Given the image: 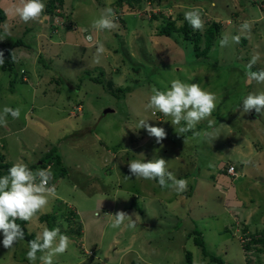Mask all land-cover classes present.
<instances>
[{
    "label": "rangeland",
    "instance_id": "374dc122",
    "mask_svg": "<svg viewBox=\"0 0 264 264\" xmlns=\"http://www.w3.org/2000/svg\"><path fill=\"white\" fill-rule=\"evenodd\" d=\"M50 1L44 0L45 9ZM17 3L0 0V114L5 107L21 110L19 118L8 114L6 125L0 123V154L13 166L23 152V163L31 166L57 150L65 172L55 181V195L26 224L35 237L45 227H58L70 238L53 264H185L186 253L192 264H217L193 243L194 230L210 257L224 264H264V245L257 247L263 252L243 248L264 231V113L242 111L249 93L264 91V83L246 77L253 54L259 58L251 70L264 69V0H131L122 7L118 0H62L28 23L15 14ZM106 7L115 9L116 27L97 31L92 22ZM192 9H199L203 30L189 24L186 35H159L168 23L181 29ZM244 21L250 31L241 30ZM210 23L219 31L209 63H202L193 41L199 37L204 48ZM223 34L240 40L221 47ZM17 39L29 46L15 47ZM100 43L104 52L97 57ZM175 79L216 96L211 116L184 132V121L173 125L171 117L146 109L152 88L167 90ZM141 119L164 128L167 138L157 144L140 129ZM156 158L187 180L186 191L131 176L130 160ZM118 211L138 214L136 226L125 221L112 227L108 214ZM69 212L74 214L68 220ZM43 214L56 220L41 223ZM2 240L0 233V264H32L24 240L11 249ZM41 255L34 264H41Z\"/></svg>",
    "mask_w": 264,
    "mask_h": 264
},
{
    "label": "clouds",
    "instance_id": "9594fccd",
    "mask_svg": "<svg viewBox=\"0 0 264 264\" xmlns=\"http://www.w3.org/2000/svg\"><path fill=\"white\" fill-rule=\"evenodd\" d=\"M44 0H18L14 6V12L25 23L40 20L45 9ZM185 20L194 30H203V20L199 9L186 11ZM116 11L112 7H106L99 18L92 22L93 29L97 31L112 30L115 25ZM251 24L244 21L241 25L242 31H250ZM238 43L239 36L229 37L223 34L218 41L221 47L227 46L229 40ZM104 52L102 43L97 45L96 55L99 57ZM258 54H253L249 64L246 66V77L249 83L255 81L264 83V69L252 71L253 65L257 63ZM12 60H15V51L12 52ZM4 53L0 51V66L4 64ZM146 109L158 111L165 116L171 117L173 125H180L185 122V127L179 131L184 132L195 127L200 121L211 116L216 107V96L207 91L198 83H186L179 79L172 80L170 88L159 90L152 88ZM255 110L256 113H264V91L249 93L242 101V111L249 113ZM20 109L5 107L3 114H0V123L6 125L5 117L11 114L13 118H19ZM148 120L141 119L138 124L140 129H146L149 137H154L157 144H161L167 138V133L162 127H153ZM212 121L209 120L211 126ZM186 143V141H185ZM127 150V149H125ZM140 156H143L141 154ZM167 163L163 158H156L151 161L145 159H133L128 163L131 176L136 179L158 180L161 187H170L177 193L187 190V180L177 179L171 172L167 171ZM50 165V164H49ZM52 165V164H51ZM226 172V171H225ZM130 179L131 177H127ZM51 167L38 168L35 171L28 168L23 162H17L8 169L7 174L0 176V233L3 234L2 244L5 249H11L19 241L23 240L25 233L17 224V219L23 221L31 220L37 212L43 209L56 192ZM170 182V183H169ZM113 217L112 227H120L128 221V227H135L140 216L136 213L129 215L124 211L115 214H108ZM135 216V220H133ZM70 238L61 233L60 228L48 227L37 233L35 239L28 242L29 250L26 253L27 259L34 264L37 253H43L39 257L41 264H53V257L67 251Z\"/></svg>",
    "mask_w": 264,
    "mask_h": 264
},
{
    "label": "trees",
    "instance_id": "16d2710c",
    "mask_svg": "<svg viewBox=\"0 0 264 264\" xmlns=\"http://www.w3.org/2000/svg\"><path fill=\"white\" fill-rule=\"evenodd\" d=\"M59 2L62 3V0H53L50 1L49 6L46 8V11L52 12V6L54 4V2ZM131 0H118V3L120 4V6L123 4V2L125 3H130ZM122 7V6H121ZM4 20V16L3 13L0 11V23L3 22ZM190 30L189 28V23L187 20H184V25L181 27V29H175L174 25L172 23H168L164 26H162L159 30V35L160 36H164V37H170L171 33L174 31H182L184 33V35H186L188 33V31ZM219 31V26L217 23H210L209 27L206 29V33H205V45L203 49H200L197 45V42L199 40V37L194 39L193 41V51L195 54V58L196 60H198L199 62L202 63H209V58H208V53L211 49V46L213 45V41L214 39L217 37V33ZM246 40L243 38L241 41L242 43H245ZM13 45L15 47H28L29 45L24 41V39H17L14 41ZM10 61H12V59H9ZM11 63V62H10ZM211 63V62H210ZM214 66L215 64L212 63ZM22 81H23V77H21ZM16 80L12 79L10 81V87L14 85ZM99 83H101V80H98ZM113 95V93H112ZM114 96V95H113ZM56 149L52 148L48 153L44 154L41 159L38 161V164H33L31 166H28V168L32 169L33 171H35L38 168H46L47 165L52 164L53 165V180L50 182V184H55V181H57V179H59L60 176H62V174L65 172V169L63 167L62 161L61 159L58 157L57 153H56ZM12 167V165L8 164L5 162L4 156L0 154V176H3L5 174H7L8 169ZM158 181V180H155ZM73 212H69V215L67 216L68 220L70 218L73 217ZM39 220L41 223L44 224H52L54 222L55 216H48L47 214H43L39 216ZM17 224L20 225V227L23 229L24 233H25V237H24V241L27 243L28 242L35 239V235L30 234L27 232L26 229V224L27 221H23V220H19L17 219ZM50 229V228H49ZM82 227L78 226L76 231L79 234L81 232ZM261 236L259 238H251L250 240L247 241V243H245L243 245V248L247 251V252H251L253 250H257L258 252H263V249L261 248H257L258 245H264V231L261 232ZM196 234L197 237L193 239V243L201 248V254L203 255V257H209L211 262L213 263H217V264H224L223 260H221V258L216 257V256H211L209 255L208 251H206L204 242L202 240V238L200 237L201 234L197 231L194 230V233ZM29 246V245H28ZM39 253V252H38ZM37 253V254H38ZM251 257V256H248ZM185 260L186 263L185 264H192V258H191V254L190 253H186L185 254ZM247 262H251V260H246ZM131 264H141L139 262L136 261H132Z\"/></svg>",
    "mask_w": 264,
    "mask_h": 264
},
{
    "label": "crops",
    "instance_id": "0c3cea01",
    "mask_svg": "<svg viewBox=\"0 0 264 264\" xmlns=\"http://www.w3.org/2000/svg\"><path fill=\"white\" fill-rule=\"evenodd\" d=\"M88 27H89V28H92V27H91V26H89V25H88ZM68 33H70V32H68ZM52 43H53V42H52ZM52 43H51V44H52ZM23 59H24V60H26V61H28V58H27V56H24V58H23ZM0 67H1V66H0ZM0 70H2V69H0ZM0 72H1V71H0ZM10 81H11V80H10ZM8 85H10V82H9V84H8ZM0 129H2V128L0 127ZM2 130H3V129H2ZM0 139H1V138H0ZM4 147H5V145H4ZM19 153H20V154H19V156H18L19 158H18V160H17V161H15L16 163H17V162H23V161H25V160H23V159L21 158V156L23 155V152H19ZM2 155H3V154H2ZM3 156H4V155H3ZM4 159H5V157H4ZM5 160H6V159H5Z\"/></svg>",
    "mask_w": 264,
    "mask_h": 264
},
{
    "label": "built area",
    "instance_id": "2783aa9c",
    "mask_svg": "<svg viewBox=\"0 0 264 264\" xmlns=\"http://www.w3.org/2000/svg\"><path fill=\"white\" fill-rule=\"evenodd\" d=\"M49 167L52 168V165H51V164H50V165H47L45 169H47V168H49ZM234 169H235V168H234L233 166H230V167L228 168V170H227L228 175L233 176V175H234Z\"/></svg>",
    "mask_w": 264,
    "mask_h": 264
},
{
    "label": "water",
    "instance_id": "95a60500",
    "mask_svg": "<svg viewBox=\"0 0 264 264\" xmlns=\"http://www.w3.org/2000/svg\"><path fill=\"white\" fill-rule=\"evenodd\" d=\"M108 111H110V110H106V112H105V113H108Z\"/></svg>",
    "mask_w": 264,
    "mask_h": 264
}]
</instances>
